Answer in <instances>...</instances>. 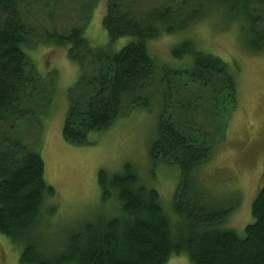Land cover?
Wrapping results in <instances>:
<instances>
[{"label":"trees","instance_id":"obj_1","mask_svg":"<svg viewBox=\"0 0 264 264\" xmlns=\"http://www.w3.org/2000/svg\"><path fill=\"white\" fill-rule=\"evenodd\" d=\"M42 2L0 0V235L22 248L20 264H166L182 254L190 264H264V187L252 205L253 223L244 237L221 229L231 211L213 205L196 189V173L213 159L237 107L238 67L184 36L171 49L174 60H190L184 69H173L149 46L218 19L224 30L235 28L247 51L264 53V0H160L150 6L145 0H106L105 47L93 48L85 37L92 12L86 24L66 34L54 30L43 35L40 42L67 49L68 58L80 67V79L69 92L64 140L85 145L91 133L107 130L133 109L151 110L157 102L162 111L150 160L180 173L170 210L130 164L118 173L101 170L97 214L49 249L44 227L57 215L56 203L50 204L56 191L45 180L41 137L20 134L26 120L40 116L31 106L40 80L28 49L38 41L31 11ZM123 38L128 43L116 50ZM157 78L163 92L156 99L151 87ZM181 87L208 95L220 115L217 136L211 133L215 124L193 120L191 103L174 118L170 109Z\"/></svg>","mask_w":264,"mask_h":264},{"label":"rangeland","instance_id":"obj_2","mask_svg":"<svg viewBox=\"0 0 264 264\" xmlns=\"http://www.w3.org/2000/svg\"><path fill=\"white\" fill-rule=\"evenodd\" d=\"M159 1L145 0V4L150 6ZM91 12L85 37L91 47L103 48L109 44L104 27L106 0H43L31 11L39 42L35 41L28 52L35 65L33 72L40 80L35 91L37 99L31 106L40 116L26 120L20 134L26 138L41 137L39 152L45 163V180L56 191L55 202H49L56 203L58 212L44 227L47 233L43 242L48 249L80 224L93 220L101 207L98 185L101 170L118 173L130 164L142 182L158 191L163 207L170 210L180 182L178 170L162 164L153 166L150 160L149 148L157 135L158 116L162 111L157 102L151 110L133 109L107 130L91 133L85 145L74 146L64 140L69 92L80 79V67L68 58L67 49L51 47L40 40L46 32L57 30L66 34L86 24ZM224 29L218 19H210L179 37H162L149 46L154 55L173 69H184L190 60H174L171 56L172 46L184 36L201 50L238 67L237 107L213 159L197 171L196 189L213 205L231 211L220 228L244 237L246 227L253 223L252 205L264 187V53H250L239 41L235 28ZM128 41V38L120 39L114 48L119 50ZM87 74L91 75V71ZM157 83L158 78L151 87L156 99L163 92ZM177 86H181L180 81ZM179 90V98L170 109L174 118L182 115L181 107L191 103L193 120L197 124H215L211 133L217 136L214 128L218 129L221 124L220 115L215 113L208 95L194 88ZM173 221L180 224L178 218L173 217ZM21 251V247L0 235V264H20ZM166 264H190V261L182 254L172 256Z\"/></svg>","mask_w":264,"mask_h":264}]
</instances>
